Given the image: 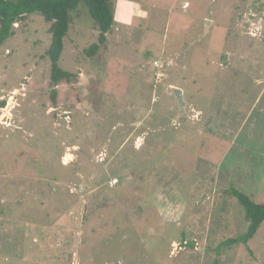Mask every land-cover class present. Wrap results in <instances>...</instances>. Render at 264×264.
<instances>
[{
  "label": "rangeland",
  "instance_id": "rangeland-1",
  "mask_svg": "<svg viewBox=\"0 0 264 264\" xmlns=\"http://www.w3.org/2000/svg\"><path fill=\"white\" fill-rule=\"evenodd\" d=\"M114 4L93 57L77 13L55 99L43 18L0 47V264H264V222L221 245L231 187L264 203V0Z\"/></svg>",
  "mask_w": 264,
  "mask_h": 264
},
{
  "label": "trees",
  "instance_id": "trees-1",
  "mask_svg": "<svg viewBox=\"0 0 264 264\" xmlns=\"http://www.w3.org/2000/svg\"><path fill=\"white\" fill-rule=\"evenodd\" d=\"M81 8L86 10L94 28L98 31L97 42L87 50V55L93 57L106 46L107 35L112 32L116 24L114 0H0V47L14 35V25L24 21L28 16L37 15L49 25L52 42L46 56L51 66L50 86L53 99L56 98V87L59 84L71 83L76 77L75 74L63 70L59 61L64 49V39ZM229 194L242 207L247 229L245 233L227 239L221 245L246 246L264 222V203L252 201L235 187L229 189ZM189 246L191 247L192 244Z\"/></svg>",
  "mask_w": 264,
  "mask_h": 264
}]
</instances>
